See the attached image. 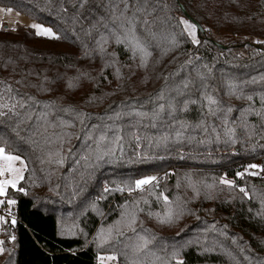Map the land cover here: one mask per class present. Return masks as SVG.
<instances>
[{"label":"trees","instance_id":"trees-1","mask_svg":"<svg viewBox=\"0 0 264 264\" xmlns=\"http://www.w3.org/2000/svg\"><path fill=\"white\" fill-rule=\"evenodd\" d=\"M137 2L145 4V0H129L130 5ZM108 3L0 0V6L13 8L57 33L56 38H46L29 29H0V80L12 86L17 99L26 101L24 108L17 107L20 116L9 113L0 117V145L26 163L18 186L25 191L11 189L6 194L16 201L11 212L16 222L0 235L7 238L0 264H98L95 234L100 226L108 228L121 220L125 202L129 210L138 202L142 211L137 210L136 233L122 229L123 236L104 244L106 251L117 256L118 264H129L134 258L132 245L137 243V234L155 237L149 249L165 259L174 249L179 250L184 264H264V216L258 215L264 211V119L255 114L241 119L242 109L261 110L264 0H147L151 15L145 27L157 38L138 25L137 31L152 53L146 67L140 66L139 55L133 59L103 27L105 22L114 27L111 13L105 9ZM138 15L142 21L144 15ZM181 17L201 26L202 31L197 28L199 44L181 34ZM173 33L178 47L165 39ZM101 34L109 37L103 54L97 46ZM165 48L171 50L162 54ZM230 83L237 86V95L229 94ZM162 91L164 99L160 100ZM202 93L219 100L222 111L210 115ZM240 93L243 95L237 98ZM247 95L253 100L243 98ZM190 100L196 103L184 110V102ZM161 103L165 111L153 120ZM169 103L176 107L172 115L168 114ZM228 107L233 109L230 113H226ZM42 112L48 113L47 122L37 119ZM77 112L85 114L83 124L75 119ZM137 112L147 115L140 117ZM25 113L32 118L27 119ZM225 115L236 130L234 142L224 135ZM59 119L75 126L62 129ZM180 121L189 127L177 141ZM201 121L203 126L196 127ZM54 123L57 127L50 126ZM117 130L123 136L122 151L117 148L114 155L95 159L90 152L95 145L87 135L107 131L111 138ZM64 132L72 134L62 148L64 163H49L48 153L61 148L57 136ZM133 132L140 135L139 141L132 137ZM84 155H89L87 162L81 159ZM257 161L259 175L235 176ZM160 174L165 177L158 188L104 192L105 185L110 189L134 187L135 180ZM221 176L245 187L249 197L238 187L221 185ZM186 177L197 182L198 196ZM204 183L214 186L205 189ZM161 192L174 208L184 209L174 223L161 224L155 215L149 216L150 212L163 215V198L158 199ZM138 258L145 260L146 254Z\"/></svg>","mask_w":264,"mask_h":264},{"label":"snow or ice","instance_id":"snow-or-ice-1","mask_svg":"<svg viewBox=\"0 0 264 264\" xmlns=\"http://www.w3.org/2000/svg\"><path fill=\"white\" fill-rule=\"evenodd\" d=\"M120 3H123V8H120ZM146 4L147 0H145V4L142 6L137 2L134 5L129 4V0H109V3L105 5L106 11H110L111 15L109 17L111 23L114 25V27H109L108 23H104L103 27L108 30V32L111 34V37L114 39L115 43L118 45H124V47L131 52L132 58L135 59L137 55L140 57V66L146 67L149 57H151L152 53L149 51L148 44L144 41V39L139 35L137 31L138 25L142 28L143 31L147 32L153 39L157 38V34L152 32L150 27H145L149 25V20L147 17L151 15V12L146 10ZM131 9V14H129ZM3 11V10H0ZM8 12H11V9H7ZM139 14L144 15V19L141 21ZM101 21L104 20L103 17L100 18ZM179 25L182 26V32L181 34H186L190 40L191 43L196 45L199 44L200 41L197 37V26L194 23H191L189 20L184 19L181 17L179 19ZM33 29H35V34L37 36H46V37H55L56 34L52 31L51 28L45 27L38 23H33L30 25ZM93 28L96 27V25L92 26ZM167 39V42L169 45L173 47H178V41L176 38V35L173 33L171 34L170 38L165 37ZM109 42V37L107 35L101 34L100 38L97 40V46L99 48V51L103 54L105 51V45ZM170 48L162 49V54H167L168 51H170ZM114 55V53H113ZM190 62V61H189ZM204 67H207L205 65ZM119 74V70H117V75ZM17 83H20V81H17ZM73 85L69 83V87H72ZM187 87V83L184 85ZM229 94L230 95H237L236 88L237 86L234 84H229ZM243 94L240 93V95L237 96V98H240ZM203 101L206 102V107L208 108V113L210 115H216L218 112L222 111L220 108V101L217 100L214 96L206 93H202ZM244 99L248 101L253 100L252 95H247L243 97ZM160 100L164 99L163 91L161 92L159 96ZM29 101H34L33 97H28ZM189 103H196L195 100L185 101L184 102V110H187ZM260 103H261V110L257 111L253 109L251 106H249L246 109L241 110V119L246 120V116L248 114H255L258 117H261V119H264V94L260 95ZM26 106V101L22 99H17L15 95V90L12 88L10 84H8L6 81L0 80V117L5 116L9 113L15 116H20V113L17 111V107L24 108ZM47 107V105L45 106ZM165 104L161 103L158 105V109L153 113V120L160 117V115L165 111ZM168 114L172 115L176 111V107L173 103H169L167 105ZM233 109L231 107H228L226 109V113H230ZM65 112L74 111L72 109H63ZM137 116L144 117L147 114L142 112L135 113ZM117 118H120L121 114L116 113L115 114ZM47 112H42L40 116L37 117V119H44L47 122ZM25 117L27 119H31L32 115L31 113H25ZM85 114L83 112H77L75 115V119L79 120L81 124L84 123L85 120ZM180 128L175 131V139L177 141L181 140L184 136L183 129H186L189 127V124L185 121H180ZM203 121H201L199 124L196 125V127H202ZM223 124V131L224 135L227 136L229 139H232L234 142V137L236 134V130L234 127L229 126L230 122L227 118V115H225L224 119L222 120ZM52 127H57V124H51ZM58 126L62 129L72 128L74 127V123L72 121H66L63 119H59ZM155 127V124L152 125ZM245 128H247V124L245 123L243 125ZM109 126H105L107 129ZM206 130V129H205ZM213 132H216V129L213 128ZM132 137L139 141L141 139L140 135L137 132L131 133ZM217 139H219V133L216 134ZM72 137V134L70 132H64L62 135L57 136V140L59 141L61 148L58 149L55 153L49 152V163H55L56 165H63L65 157L62 154V148L64 143H66L68 140H70ZM87 139H90L93 141V144L95 145L94 149H90V152L95 153V159L102 160L105 156H111L114 155L117 148H120L122 151L121 141L123 140V136L120 134V131L117 130L113 134V136L110 138L108 136L107 131H101L98 135H93L89 133L86 137ZM163 140H167L168 136L164 135L162 137ZM49 143H52L53 141H48ZM57 157L56 159H52V157ZM82 160L85 162L88 161L89 155H84L81 157ZM44 162L43 160L41 161ZM260 168L259 165L256 164H249L245 167L244 171H237L235 173V176L237 178H243V176L247 173L250 175H258L257 172H249V169H257ZM26 170V163L21 158V156L13 154L12 152H9L6 150V148L2 145H0V197H4L7 194V191L9 188L24 192L25 190L23 188H18L17 185L20 180L24 178L23 173ZM264 170V169H262ZM188 180V186L192 189V191L198 196L200 194L199 188L197 186V182H194L191 180L190 177H186ZM153 182L158 183V178L156 176H145L141 179H137L134 182V187L132 186H117L115 189H110L107 185L104 187V192H109L112 190L115 191H125L127 190L129 193H132L135 190H143V186L145 185H151ZM199 183H203L202 181ZM219 183L221 185H226L229 188L238 187L239 192L243 193L244 197H249V192L246 190L243 186H238L236 184L235 180L227 179L226 176H221L219 178ZM179 186V183L178 185ZM213 184H207L204 183L205 189H211L213 188ZM162 197L163 202L165 205V211L163 215L160 213H149V216L155 215L158 222L161 224H171L175 221L179 220L184 215V209L182 207H176L174 208L171 203L169 202V198L164 195L163 192L159 194L158 199ZM211 198V197H208ZM5 201L0 199V204H3ZM16 203L15 200L9 199L7 200V204L9 206L14 205ZM147 203V201H145ZM94 206V205H93ZM125 211L121 213V220L116 221L115 226L110 225L107 230L101 228L100 231L97 233L96 239L98 240V247L103 246L104 244H107L109 241L116 237H120L124 235V230H131L133 233H136L135 225L137 223V210L142 211V209H139L138 202H134L133 209L129 210L128 202H125V204L122 206ZM261 208L264 210V201H261ZM258 215L264 216V211L258 213ZM4 217L0 216V221H3ZM15 217L12 218V223L15 224ZM73 228L75 225L72 226ZM214 227V226H213ZM70 234L74 235V231H72V228L66 229ZM10 239L14 240L15 237H10ZM155 239V237H152L149 239L146 235H140L137 234V243L132 245L133 250V257L129 260V264H170V260H174L175 264H184V261L179 258L180 252L179 250L174 249L170 253L169 259H165L164 257L157 255L155 252H152L149 249V245L152 243V241ZM3 242L0 241V245H2ZM207 250V249H206ZM4 251L3 247L0 246V253ZM145 253L146 258L145 260H140L138 258L139 254ZM150 256L151 259H147V257ZM99 264H105L106 261H114L117 259V256L115 254L111 255H97L96 257ZM239 264V262H237Z\"/></svg>","mask_w":264,"mask_h":264},{"label":"rangeland","instance_id":"rangeland-1","mask_svg":"<svg viewBox=\"0 0 264 264\" xmlns=\"http://www.w3.org/2000/svg\"><path fill=\"white\" fill-rule=\"evenodd\" d=\"M7 9H11V12H8ZM0 10H3V11H0V29L5 27V28H7L9 30H12V31H19V30H22V29L26 28V29L32 30L35 33L36 30L33 29L32 27H30V25H32L33 23H38V24H41V25H43L45 27L51 28L52 31L57 36V33L53 30L52 27H50V26H48L46 24L39 23V22L31 19L30 17L26 16L25 14H22V13L18 12L17 10H15L13 8H5V7L0 6ZM56 36L52 37V38H56ZM41 37H46V36H41ZM46 38H50V37H46ZM250 164H256V165L260 166V163L258 161L257 162H252ZM247 165H249V164H247ZM244 169H243V171H244ZM260 170H261L260 168L249 169V172H257V173L260 174V172H261ZM243 171H241V172H243ZM23 175H24V173H23ZM164 177H165L164 174H160L159 175V179H160L161 182L164 180ZM20 181H19V183H20ZM19 183H18L17 187L19 186ZM9 190H11V188H9L8 191ZM0 199L5 201L4 204H0V216L4 217V220L0 221V235H2L7 230V226L9 227V226L13 225V223H12L13 216H12V213H11L13 205L9 206L7 204V200H9V199H7L6 196L0 197ZM102 217H104V215ZM101 228L107 230V228H105L103 226H100L98 228L96 234H95L94 244L96 245V248L99 250V253L97 255L107 256V255L114 254L112 252L106 251V249H104V245L98 247V243L99 242L96 239V237H97V233L100 231ZM0 241L3 242V244H2L3 246L5 245L7 247V238H6V236H3V238L0 237ZM2 245H0V246H2ZM97 263L99 264L98 261H97ZM105 264H118V262H117V259H116L114 261H106Z\"/></svg>","mask_w":264,"mask_h":264},{"label":"built area","instance_id":"built-area-1","mask_svg":"<svg viewBox=\"0 0 264 264\" xmlns=\"http://www.w3.org/2000/svg\"><path fill=\"white\" fill-rule=\"evenodd\" d=\"M156 177L158 178V183L157 182H153V184H151V185L143 186V190H135V191H148L150 187L158 188L161 181L159 179V175H157ZM127 193H129V192H127Z\"/></svg>","mask_w":264,"mask_h":264},{"label":"water","instance_id":"water-1","mask_svg":"<svg viewBox=\"0 0 264 264\" xmlns=\"http://www.w3.org/2000/svg\"><path fill=\"white\" fill-rule=\"evenodd\" d=\"M179 7H180L182 13H184L185 15H187L188 18H190V16L187 14L185 8L182 6V4H179ZM192 22L197 26L199 31H202L201 26H199V24L197 22H195L194 20H192Z\"/></svg>","mask_w":264,"mask_h":264},{"label":"crops","instance_id":"crops-1","mask_svg":"<svg viewBox=\"0 0 264 264\" xmlns=\"http://www.w3.org/2000/svg\"><path fill=\"white\" fill-rule=\"evenodd\" d=\"M5 28V27H4ZM26 29V28H25ZM23 30V29H22Z\"/></svg>","mask_w":264,"mask_h":264}]
</instances>
